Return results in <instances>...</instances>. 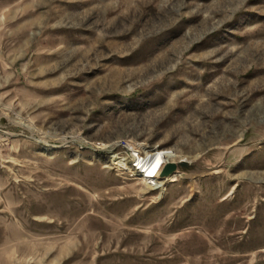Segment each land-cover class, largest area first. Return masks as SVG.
Here are the masks:
<instances>
[{
	"label": "rangeland",
	"instance_id": "1",
	"mask_svg": "<svg viewBox=\"0 0 264 264\" xmlns=\"http://www.w3.org/2000/svg\"><path fill=\"white\" fill-rule=\"evenodd\" d=\"M0 264H264V0H0Z\"/></svg>",
	"mask_w": 264,
	"mask_h": 264
},
{
	"label": "built area",
	"instance_id": "2",
	"mask_svg": "<svg viewBox=\"0 0 264 264\" xmlns=\"http://www.w3.org/2000/svg\"><path fill=\"white\" fill-rule=\"evenodd\" d=\"M123 149L125 157L119 159L118 156H113V160H111L113 169H125L134 177L137 176L146 182L155 179L154 177H149V173L146 171V168H148V155H142L141 150L132 144H124ZM163 165L160 166V169ZM160 169L156 171L155 175L159 174Z\"/></svg>",
	"mask_w": 264,
	"mask_h": 264
},
{
	"label": "bare ground",
	"instance_id": "3",
	"mask_svg": "<svg viewBox=\"0 0 264 264\" xmlns=\"http://www.w3.org/2000/svg\"><path fill=\"white\" fill-rule=\"evenodd\" d=\"M147 155L149 156V158H148V168H146V171L149 173V177H154L155 179L150 180L148 182L145 181V183L149 188H151V190L160 189L158 190L160 192H162L163 190L164 183L166 182L168 183L172 181L174 182L175 178L177 177V176H173L171 177L172 179L168 178L165 181L160 180L159 176H157L158 174L155 175L156 171L160 169V166L162 164H166L170 162H190L188 159L185 158L177 160L176 155L171 151H156V152L152 151ZM198 158L199 157H196L195 160Z\"/></svg>",
	"mask_w": 264,
	"mask_h": 264
},
{
	"label": "water",
	"instance_id": "4",
	"mask_svg": "<svg viewBox=\"0 0 264 264\" xmlns=\"http://www.w3.org/2000/svg\"><path fill=\"white\" fill-rule=\"evenodd\" d=\"M213 170H216V167L199 165L193 161L170 162L163 165L158 176L160 180L164 181L173 176H180L184 179L193 176L197 177L209 175V173L213 172Z\"/></svg>",
	"mask_w": 264,
	"mask_h": 264
}]
</instances>
